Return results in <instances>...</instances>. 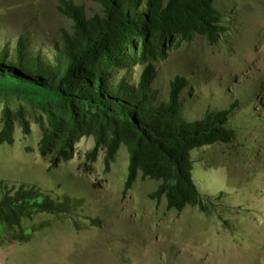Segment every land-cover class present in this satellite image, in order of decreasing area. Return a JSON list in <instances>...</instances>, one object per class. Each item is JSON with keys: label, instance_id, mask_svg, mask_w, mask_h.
Wrapping results in <instances>:
<instances>
[{"label": "rangeland", "instance_id": "obj_1", "mask_svg": "<svg viewBox=\"0 0 264 264\" xmlns=\"http://www.w3.org/2000/svg\"><path fill=\"white\" fill-rule=\"evenodd\" d=\"M69 1L88 16L99 11L91 0ZM215 3L225 28L216 45L197 38L171 52L155 63L150 84L156 101L164 102L169 81L187 78L180 95L187 121L234 108L228 123L236 129L235 141L190 152L191 177L208 212L169 210L164 198H150L159 182L139 175L126 187L124 147L108 169L103 150L90 165L83 156L94 145L91 137L75 141L72 158L53 166L38 150L42 131L24 114L28 132L14 120L12 142L0 143V180L75 200L78 208L34 217L25 225L35 231L23 241L0 238V264H264V0ZM57 5L58 0H0V50L10 52L22 38L32 54L53 63L59 30L71 31ZM139 71L123 76L135 82ZM7 99H0V112Z\"/></svg>", "mask_w": 264, "mask_h": 264}, {"label": "trees", "instance_id": "obj_2", "mask_svg": "<svg viewBox=\"0 0 264 264\" xmlns=\"http://www.w3.org/2000/svg\"><path fill=\"white\" fill-rule=\"evenodd\" d=\"M91 1L99 11L88 16L82 6L58 0L56 9L70 21L71 31L59 30L53 63L32 54L22 38L10 52L0 50V99L9 98L1 107L0 143L12 142L14 120L28 132L22 119L28 114L42 131L39 153L53 166L72 158L75 141L91 137L94 145L83 156L90 165L103 150L108 169L124 147L126 187L139 175L159 182L150 198H164L169 210L190 206L208 212L191 177L189 153L233 143L228 116L234 108L208 110L201 119L187 121L180 95L188 79L174 76L164 102L156 101L150 84L155 63L171 52L197 38L215 46L225 31L224 13L216 0ZM135 67L139 76L129 82L123 74ZM76 202L0 180V238L23 241L35 231L27 222L41 214L67 215L70 207L78 208Z\"/></svg>", "mask_w": 264, "mask_h": 264}, {"label": "clouds", "instance_id": "obj_3", "mask_svg": "<svg viewBox=\"0 0 264 264\" xmlns=\"http://www.w3.org/2000/svg\"><path fill=\"white\" fill-rule=\"evenodd\" d=\"M229 109H230V108H229ZM229 115H230V114H229ZM228 117H229V116H228ZM228 124H229V123H228ZM229 126H230V125H229ZM230 127L234 129V133H235V132H236V129H235V127H234V126H232V125H231ZM234 141H235V139H234ZM234 141H233V142H234ZM231 144H232V143H231ZM222 145H224V144H222ZM227 145H229V144H227ZM190 152H191V151H190ZM189 156H190V153H189Z\"/></svg>", "mask_w": 264, "mask_h": 264}]
</instances>
